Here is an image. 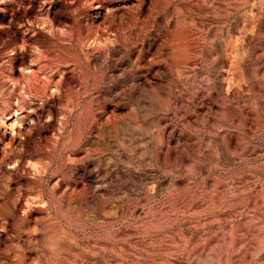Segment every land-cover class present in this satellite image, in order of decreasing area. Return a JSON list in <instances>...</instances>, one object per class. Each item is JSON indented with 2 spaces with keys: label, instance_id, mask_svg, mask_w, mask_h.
<instances>
[{
  "label": "rangeland",
  "instance_id": "obj_1",
  "mask_svg": "<svg viewBox=\"0 0 264 264\" xmlns=\"http://www.w3.org/2000/svg\"><path fill=\"white\" fill-rule=\"evenodd\" d=\"M0 264H264V0H0Z\"/></svg>",
  "mask_w": 264,
  "mask_h": 264
}]
</instances>
